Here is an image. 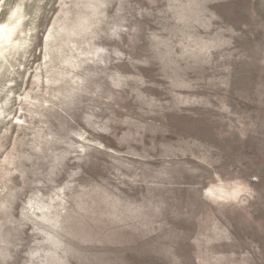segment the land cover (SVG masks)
I'll return each instance as SVG.
<instances>
[{
    "label": "rangeland",
    "instance_id": "rangeland-1",
    "mask_svg": "<svg viewBox=\"0 0 264 264\" xmlns=\"http://www.w3.org/2000/svg\"><path fill=\"white\" fill-rule=\"evenodd\" d=\"M0 264H264V0H0Z\"/></svg>",
    "mask_w": 264,
    "mask_h": 264
}]
</instances>
